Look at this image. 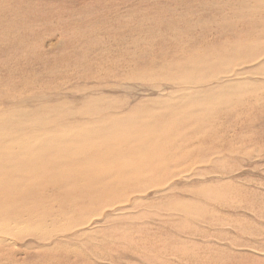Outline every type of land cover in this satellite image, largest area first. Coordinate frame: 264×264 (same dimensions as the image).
<instances>
[{
	"label": "rangeland",
	"instance_id": "374dc122",
	"mask_svg": "<svg viewBox=\"0 0 264 264\" xmlns=\"http://www.w3.org/2000/svg\"><path fill=\"white\" fill-rule=\"evenodd\" d=\"M0 152V264H264V0H0Z\"/></svg>",
	"mask_w": 264,
	"mask_h": 264
},
{
	"label": "bare ground",
	"instance_id": "6f19581e",
	"mask_svg": "<svg viewBox=\"0 0 264 264\" xmlns=\"http://www.w3.org/2000/svg\"><path fill=\"white\" fill-rule=\"evenodd\" d=\"M77 1V0H76ZM253 51V50H252ZM254 53H255V51H254ZM259 53V52H258ZM252 61V60H251ZM106 112V111H105ZM142 125V124H141ZM139 129V128H138ZM146 129V128H145ZM139 131V130H138ZM145 131V130H144ZM147 131V130H146ZM79 134V133H78ZM107 134V133H106ZM68 135V134H67ZM76 135V134H75ZM54 136H55V134H54ZM68 136H72V135H68ZM78 136H80V135H78ZM108 136V135H107ZM82 137V136H81ZM83 138V137H82ZM81 138V139H82ZM85 139H86V137H84ZM62 139H63V137H62ZM65 139V138H64ZM75 140V139H74ZM60 142H61V140H59ZM65 141V140H64ZM71 142V141H70ZM70 142H69V144H70ZM82 142V141H81ZM83 142H85V141H83ZM82 142V143H83ZM45 143V142H44ZM64 143V142H63ZM90 142H88V144H89ZM153 145V144H152ZM151 145V146H152ZM39 146H40V144H39ZM38 146V147H39ZM87 147V146H86ZM93 147V146H92ZM152 147H154V146H152ZM157 147V146H156ZM86 150V149H85ZM2 151V150H1ZM57 151V150H56ZM15 152V151H14ZM1 153V152H0ZM18 153V152H17ZM43 153V152H42ZM41 153V155H43L44 156V154H42ZM46 153V152H45ZM94 153V152H93ZM6 154V153H5ZM4 154V155H5ZM50 154V153H49ZM14 155V154H13ZM68 155V154H67ZM95 155V154H94ZM16 156V155H15ZM21 156V155H20ZM39 156H40V153H39ZM38 156V157H39ZM62 156V155H61ZM80 156V155H79ZM4 157V156H3ZM23 157V156H22ZM58 157H60L59 155H58ZM24 158V157H23ZM61 158V157H60ZM67 158V157H66ZM78 158H80V157H78ZM44 159V158H43ZM103 160V159H102ZM27 161V160H26ZM52 162H54V161H52ZM57 162V161H56ZM62 162V161H61ZM60 161H59V163H61ZM58 163V164H59ZM19 164V163H18ZM22 164V163H21ZM44 164V163H43ZM46 164H48V163H46ZM78 164V163H77ZM88 164V163H87ZM6 165V164H5ZM27 165V164H26ZM42 165V164H41ZM41 165H40V167H41ZM2 166V165H1ZM0 166V167H1ZM10 166V165H9ZM57 166V165H56ZM63 166V165H62ZM69 167V166H68ZM90 167V166H89ZM7 168V167H6ZM36 168V167H35ZM92 168V167H91ZM2 169V168H1ZM0 169V170H1ZM71 169V168H70ZM8 170V169H7ZM17 170V169H16ZM4 171V170H3ZM13 171V170H12ZM22 171V170H21ZM28 171V170H27ZM37 171H39V169H37ZM59 171V170H58ZM3 173H5V171L3 172ZM23 173V172H22ZM1 174H2V172H1ZM17 174V173H16ZM33 175H34V173H32ZM31 174V172H30V176L32 175ZM90 174V173H89ZM8 175V174H7ZM57 175V174H56ZM62 175H65V172H63L62 174H59L58 175V177H62ZM71 175L72 176H74L75 177V175H77V173L76 172H74L72 169H71ZM78 175H79V173H78ZM10 176H11V174H10ZM87 176V175H86ZM80 177V176H79ZM89 177V176H88ZM12 178H13V175H12ZM15 178V177H14ZM22 178V177H21ZM28 178V177H27ZM26 178V179H27ZM62 178H64L65 179V176L64 177H62ZM70 178V177H69ZM81 178V177H80ZM84 178V177H83ZM87 178V177H86ZM4 179V178H3ZM50 179V178H49ZM48 179V180H49ZM63 179V180H64ZM75 179V178H74ZM5 180H8V179H5ZM4 180V181H5ZM10 180V179H9ZM36 180H37V178H36ZM48 180H46V181H48ZM71 180V179H70ZM77 180V179H76ZM0 181H2L3 182V180H0ZM27 180H25V182H26ZM51 181V180H50ZM52 181H53V179H52ZM55 181V180H54ZM67 181V180H66ZM85 181V188H83L82 190H83V192H82V194L79 192L78 194H77V196H76V201L77 202H79V199H81V203L82 202H85L86 201V199L88 198V199H90V201H92L91 203H92V206L91 207H94V206H96V205H98V204H100V203H103V207L105 208V206H107V205H110L111 203H112V199L111 198H113V197H109V196H107V197H105L104 196V194H109L108 192H106L107 190H108V188L107 187H105L104 188V186L103 185H101V183H97V181L96 180H94L93 178H87V179H85L84 180ZM0 183V203H2V202H5V203H8L7 201H9L10 203H12L13 202V205L15 204L14 202H16V200L18 199V197L17 196H19V194H20V192L18 191V190H13L12 191V188H11V190H9V189H6V188H8V187H4V186H6V185H3V183ZM81 182V181H80ZM139 182V181H138ZM31 183V182H30ZM65 183V182H64ZM80 184V183H79ZM78 184V185H79ZM83 184V183H82ZM17 185H18V183H17ZM16 185V186H17ZM62 185V184H61ZM60 185V186H61ZM97 185V186H96ZM111 185V184H110ZM24 186V185H23ZM58 186V185H57ZM63 186V185H62ZM82 186H84V185H82ZM5 189H4V188ZM41 188V187H40ZM53 188V187H52ZM51 188V189H52ZM56 188V187H55ZM55 188H53L54 190H55ZM62 188H64V187H62ZM68 188H69V186H68ZM68 188H67V190H65V191H67L68 192ZM71 188L72 189H74L75 188V186L72 184L71 185ZM80 188V187H79ZM96 188V189H95ZM132 188V187H131ZM14 189V188H13ZM30 189V188H29ZM66 189V188H65ZM76 189H77V185H76ZM9 190V191H8ZM26 191H25V193H27L28 192V189H25ZM57 190V189H56ZM81 190V191H82ZM63 191V190H62ZM79 191H80V189H79ZM31 192V191H30ZM37 192V191H36ZM71 192V191H70ZM56 193V192H55ZM65 193V192H64ZM77 193V192H76ZM112 193V192H111ZM32 194H34V193H32ZM121 194V193H120ZM24 195V194H23ZM55 195V194H54ZM60 195V194H59ZM116 195V194H115ZM22 196V195H21ZM26 196V195H25ZM28 196H31L30 194H28ZM61 196H63V193H62V195ZM71 196H73V195H71ZM84 196L86 197V199H84ZM113 196V195H112ZM116 196H118V195H116ZM36 197V196H35ZM68 197V196H67ZM74 197V196H73ZM27 198V197H26ZM62 198V197H61ZM64 198V197H63ZM30 199V198H29ZM32 199V198H31ZM54 199V198H53ZM71 199H72V197H71ZM70 199V200H71ZM23 200V199H22ZM27 200V199H26ZM68 200H69V198H68ZM83 200V201H82ZM85 200V201H84ZM24 201V200H23ZM60 201V200H59ZM89 201V200H88ZM4 203V204H5ZM17 203V202H16ZM61 203H63V202H61ZM3 204V203H2ZM21 204V203H20ZM25 204H26V202H25ZM25 204H24V206H25ZM58 204H60V202L58 203ZM67 204H69V203H67ZM16 205V204H15ZM14 205V206H15ZM17 205H19L18 203H17ZM23 205V204H22ZM27 205V204H26ZM61 205H63V204H61ZM66 205V204H65ZM70 205V204H69ZM10 206V205H9ZM12 206V205H11ZM21 206V205H20ZM66 206H68V205H66ZM71 206V205H70ZM101 206H102V204H101ZM100 206V207H101ZM17 207V206H16ZM19 207V206H18ZM99 206H98V208H100ZM2 208V207H1ZM97 208V207H96ZM95 208V209H96ZM76 209H78V208H76ZM2 210V209H1ZM99 210V209H98Z\"/></svg>",
	"mask_w": 264,
	"mask_h": 264
}]
</instances>
